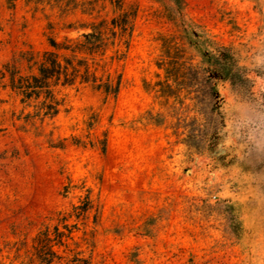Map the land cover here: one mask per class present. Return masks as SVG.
I'll use <instances>...</instances> for the list:
<instances>
[{
	"label": "rangeland",
	"instance_id": "obj_1",
	"mask_svg": "<svg viewBox=\"0 0 264 264\" xmlns=\"http://www.w3.org/2000/svg\"><path fill=\"white\" fill-rule=\"evenodd\" d=\"M65 1L0 0V69L82 31L63 26L113 16L109 0L62 15ZM121 2L136 15L111 67L116 96L69 87L57 116L30 118L0 80V264H40L36 237L55 227L70 231L54 246L64 262L264 264V0ZM220 47L244 82L215 75L217 130L204 138L191 99L204 87L161 84L167 64L221 68ZM193 131L206 141L189 146Z\"/></svg>",
	"mask_w": 264,
	"mask_h": 264
},
{
	"label": "trees",
	"instance_id": "obj_2",
	"mask_svg": "<svg viewBox=\"0 0 264 264\" xmlns=\"http://www.w3.org/2000/svg\"><path fill=\"white\" fill-rule=\"evenodd\" d=\"M97 1L99 0L93 2ZM121 1L109 0L113 9L111 18H99L78 26H63L64 30L82 31L75 37L64 36L62 39L48 36L46 49L40 52L32 49L21 50L2 65L0 80L5 81L3 86L9 88L21 104L33 110L26 117L52 119L57 116L65 109V98L61 92L69 87L89 85L105 96L117 95L122 76L121 73L112 71L111 67L127 54L136 15L134 11H124ZM173 1L179 3V0ZM82 5L76 0H66L56 7L62 15L78 8L81 13L91 15L93 8H85ZM48 28H53L51 23L48 24ZM219 54H223V58L220 59L221 68L215 64L202 67L185 63L176 65V68L172 64H167L165 68L167 79L161 84L170 87L167 82L168 78H172L174 82H179L186 88L204 87L194 90L191 98L197 113L205 120L202 130L204 138L210 137L211 133L217 130L219 98L214 85L215 75L219 73L230 82H244L243 78L238 77V71L231 63L233 54H228L223 47L219 48ZM165 58L168 61L172 59L168 55H165ZM187 141L189 146H195L206 140L198 138L193 131L188 134ZM88 208L86 200L80 207L81 212L85 213ZM54 230L55 238H50L48 229L36 237L37 245L34 249L40 264H90L89 260L80 258L77 254L64 262V257L54 250V246L65 247L62 238H69L70 231L67 230L68 234H64L56 227Z\"/></svg>",
	"mask_w": 264,
	"mask_h": 264
}]
</instances>
